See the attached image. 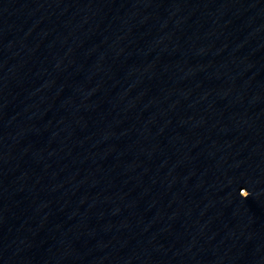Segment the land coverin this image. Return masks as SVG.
Returning a JSON list of instances; mask_svg holds the SVG:
<instances>
[{
    "label": "water",
    "instance_id": "obj_1",
    "mask_svg": "<svg viewBox=\"0 0 264 264\" xmlns=\"http://www.w3.org/2000/svg\"><path fill=\"white\" fill-rule=\"evenodd\" d=\"M18 1L208 251L264 264V0Z\"/></svg>",
    "mask_w": 264,
    "mask_h": 264
},
{
    "label": "clouds",
    "instance_id": "obj_2",
    "mask_svg": "<svg viewBox=\"0 0 264 264\" xmlns=\"http://www.w3.org/2000/svg\"><path fill=\"white\" fill-rule=\"evenodd\" d=\"M247 193H248V195L250 194L248 191H247ZM248 195H247V196H248ZM247 196H245V197H247Z\"/></svg>",
    "mask_w": 264,
    "mask_h": 264
}]
</instances>
